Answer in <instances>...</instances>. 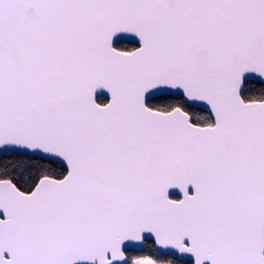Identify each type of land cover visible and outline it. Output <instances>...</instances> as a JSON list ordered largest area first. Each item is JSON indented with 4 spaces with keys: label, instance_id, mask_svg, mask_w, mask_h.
I'll list each match as a JSON object with an SVG mask.
<instances>
[{
    "label": "snow or ice",
    "instance_id": "1",
    "mask_svg": "<svg viewBox=\"0 0 264 264\" xmlns=\"http://www.w3.org/2000/svg\"><path fill=\"white\" fill-rule=\"evenodd\" d=\"M0 264H264V0H0Z\"/></svg>",
    "mask_w": 264,
    "mask_h": 264
}]
</instances>
